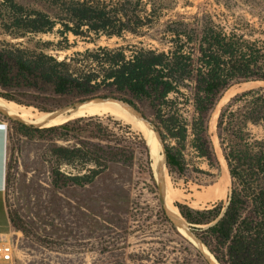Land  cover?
<instances>
[{
    "label": "trees",
    "instance_id": "1",
    "mask_svg": "<svg viewBox=\"0 0 264 264\" xmlns=\"http://www.w3.org/2000/svg\"><path fill=\"white\" fill-rule=\"evenodd\" d=\"M176 1L45 0L47 10H41L0 0V35L9 38L0 42V98L40 112L94 99L126 103L161 138L165 167L178 177L188 169L187 148L218 171L222 155L230 176L226 200L203 209L179 203L175 208L218 264H264V134L252 133L253 128L264 131V88L237 94L220 109L215 121L219 159L209 132L225 92L239 83H264V15L230 21L205 12L163 20ZM212 4L264 13V0ZM42 35L59 40H36ZM69 35L86 43L111 38L126 44L86 48L60 59L54 53L72 47ZM127 37L141 40L129 44ZM3 118L18 135L52 143L55 188H81L110 165L136 160L158 195L147 142L129 125L90 116L35 128ZM60 165H78L82 172L65 175ZM156 200V220L180 236ZM10 222L21 229L11 215ZM181 238L193 249L195 264H209Z\"/></svg>",
    "mask_w": 264,
    "mask_h": 264
},
{
    "label": "rangeland",
    "instance_id": "2",
    "mask_svg": "<svg viewBox=\"0 0 264 264\" xmlns=\"http://www.w3.org/2000/svg\"><path fill=\"white\" fill-rule=\"evenodd\" d=\"M16 1L31 8L47 10L43 3L45 0ZM213 1L177 0L175 9L163 20L205 12L230 21L238 17L253 21L251 16L264 15L260 10L251 12L245 8L226 10L213 5ZM37 39L54 42L59 40L53 35H42L36 37ZM127 39L129 44L141 40H131V37ZM3 40L8 41L9 38L0 35V42ZM152 43L156 45L155 42ZM68 44L72 45L69 50L54 54L62 59L86 48L95 46L111 48L126 43L111 38L86 43L69 35ZM258 88H264V84L244 86V83H239L225 92L219 101L212 117L213 119L215 116L214 128H211V120L209 131L218 159L221 151L215 134V120L220 109L237 94ZM5 102L14 104L18 115L10 117L2 112L0 114L35 128H49L77 118L90 117L72 116L59 124L37 125L33 123L30 114L53 112H40L34 107L28 108L13 102ZM69 107L73 108L75 105ZM140 108L147 113L145 107ZM93 116L104 119L111 117L129 125L135 133L142 135L131 124L109 113ZM8 126L10 133L6 162L5 207L3 213L0 211V264H195L193 249L189 248L181 237L213 264L205 254L204 248L193 240L187 225L183 223L179 225L169 217L157 178L155 177L159 197L157 190L154 192L149 178L140 173L138 161L135 160L133 165L129 166L112 164L92 183L81 188L80 186L55 188L51 183L52 168L56 166L55 159L50 154L52 143L49 140L22 137L14 132L11 124ZM252 133L263 136L264 131L261 128H253ZM56 144L71 146L75 143ZM184 155L188 169L182 177L169 174L165 167L164 193L176 213L178 214L176 203L203 209L214 202L225 201L230 179L228 180V170L223 166L222 157L220 156L221 168L218 171L209 168L190 148L184 151ZM59 167L65 175H77L82 172L78 165ZM153 171L154 169L152 173ZM157 198H160L166 215L181 237L156 220ZM10 215L17 220L21 229H17L10 222ZM5 247H10L9 253L3 252Z\"/></svg>",
    "mask_w": 264,
    "mask_h": 264
},
{
    "label": "bare ground",
    "instance_id": "3",
    "mask_svg": "<svg viewBox=\"0 0 264 264\" xmlns=\"http://www.w3.org/2000/svg\"><path fill=\"white\" fill-rule=\"evenodd\" d=\"M254 84H258V83H254ZM231 91L228 93V95L231 93ZM14 108H15L14 104L6 103L2 99H0V112H2L3 114L10 116V117L17 116L18 114L16 112V109ZM102 113H109L111 115H114L115 117L121 118L127 123L131 124L135 129L139 130L142 133L150 149V156H151L152 167H153L152 170L154 169L153 175L155 172L156 176H154V178L155 177L157 178V182L162 189L161 193H162L169 217L179 225H181L182 223L185 224L183 219H181L182 217L179 216L180 214L178 215L176 213L175 209L172 207L170 203L169 198L164 193L166 169H165V156L163 154V151H164L163 145L160 140L161 138H159V136L153 131V129L148 124V122L144 120V118H142L138 112L130 108L128 105L122 102L112 100V99H94V100L84 102L83 104L76 103L75 107L73 108L66 107L62 109L61 111H57L53 113H41L39 115L30 114V116L32 117L34 124L47 126V125L59 124L61 122H64L66 119L72 116H75V117L76 116H79V117L93 116V115H99ZM214 118L212 119V124H211L212 129L214 128ZM223 166L226 168V164L224 161H223ZM156 178H155V181H156ZM229 179L230 178L228 176V180ZM192 236L193 235H191V237ZM192 238L200 246V243L195 239V237H192ZM207 251L204 249L205 254L208 256L211 262L213 264H217L215 260L213 259V257L209 255L210 254L209 251L208 252Z\"/></svg>",
    "mask_w": 264,
    "mask_h": 264
},
{
    "label": "crops",
    "instance_id": "4",
    "mask_svg": "<svg viewBox=\"0 0 264 264\" xmlns=\"http://www.w3.org/2000/svg\"><path fill=\"white\" fill-rule=\"evenodd\" d=\"M0 114V211L3 213L5 207V182L8 161V138L10 129L8 122Z\"/></svg>",
    "mask_w": 264,
    "mask_h": 264
},
{
    "label": "water",
    "instance_id": "5",
    "mask_svg": "<svg viewBox=\"0 0 264 264\" xmlns=\"http://www.w3.org/2000/svg\"><path fill=\"white\" fill-rule=\"evenodd\" d=\"M254 83H256V82H245V84H244V86L245 85H253ZM124 104H126V103H124ZM131 108V107H130ZM216 121V120H215ZM146 145H147V147H148V144L146 143ZM148 150H149V154H150V149H149V147H148ZM222 156V155H221ZM223 158V157H222ZM224 160V159H223ZM225 162V161H224ZM226 164V163H225ZM227 167V166H226ZM228 175H229V173H228ZM229 178H230V176H229ZM158 187V186H157ZM161 201V200H160ZM162 203V202H161ZM185 222V221H184ZM185 224L187 225V228H188V231L190 232V234H192L191 233V231H190V229H189V227H188V224L185 222ZM193 235V234H192ZM194 236V235H193ZM195 237V236H194ZM196 238V237H195ZM197 239V238H196ZM205 247V246H204ZM211 255V254H210ZM212 256V255H211ZM214 259V258H213ZM215 260V259H214ZM216 262V261H215ZM217 263V262H216ZM218 264V263H217Z\"/></svg>",
    "mask_w": 264,
    "mask_h": 264
},
{
    "label": "built area",
    "instance_id": "6",
    "mask_svg": "<svg viewBox=\"0 0 264 264\" xmlns=\"http://www.w3.org/2000/svg\"><path fill=\"white\" fill-rule=\"evenodd\" d=\"M3 252L6 254V253H9L10 252V247H5L3 249Z\"/></svg>",
    "mask_w": 264,
    "mask_h": 264
}]
</instances>
